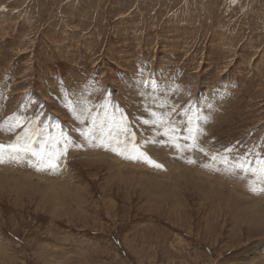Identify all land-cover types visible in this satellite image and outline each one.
Wrapping results in <instances>:
<instances>
[{"label":"rangeland","instance_id":"1","mask_svg":"<svg viewBox=\"0 0 264 264\" xmlns=\"http://www.w3.org/2000/svg\"><path fill=\"white\" fill-rule=\"evenodd\" d=\"M25 134L67 152L4 153L0 264H264V0H0V145Z\"/></svg>","mask_w":264,"mask_h":264},{"label":"snow or ice","instance_id":"2","mask_svg":"<svg viewBox=\"0 0 264 264\" xmlns=\"http://www.w3.org/2000/svg\"><path fill=\"white\" fill-rule=\"evenodd\" d=\"M155 116V113H153ZM147 123V121H145ZM191 123V121H189ZM93 123H95V119L93 118ZM19 126V122L17 124ZM125 140L127 139V130L125 129ZM191 131V129H190ZM101 135L99 137V146H104L106 142L108 143H114L115 146L111 148L112 151L116 152L118 155L125 156V158L128 159H139L144 158L146 162L152 164L155 167H162L161 165L155 163L154 161L150 160L145 153L139 152L135 145L132 146V151L136 154H129V146L125 143V141H122L118 136H113L111 134V129L108 130L107 134L105 133V130L103 126H101L100 129ZM85 136H88L87 133L84 134ZM94 138V137H93ZM193 141L195 140V136L189 137ZM134 140V135H133ZM36 144V140L33 139L32 136H29L28 134H25V137L23 138H17V142L14 144H9L7 146L0 145V163H4V153L6 151L9 152L10 155H30L31 157L35 158V165L38 170H41L43 168H51L55 169L58 166L57 161L59 158L66 154L67 152V144L65 143L63 150H57L55 147V144L52 148H47V141H42L39 144V147H34ZM123 145V146H121ZM194 161L189 160V163H192ZM257 164L260 165V167L254 172H258L259 175L264 176V160H258ZM241 170L247 171V169L244 167L243 164L239 166ZM255 190V189H253ZM264 191V189H261Z\"/></svg>","mask_w":264,"mask_h":264}]
</instances>
